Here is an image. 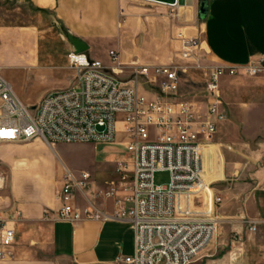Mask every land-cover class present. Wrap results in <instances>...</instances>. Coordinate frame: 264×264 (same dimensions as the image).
I'll list each match as a JSON object with an SVG mask.
<instances>
[{
  "label": "crops",
  "instance_id": "crops-1",
  "mask_svg": "<svg viewBox=\"0 0 264 264\" xmlns=\"http://www.w3.org/2000/svg\"><path fill=\"white\" fill-rule=\"evenodd\" d=\"M207 1V17L178 30L186 32V38L197 40L201 52L206 50L208 66L246 64L251 58L264 55V0ZM0 4H15L18 11L29 12L33 19L48 17L67 37L71 34L85 42L88 45L85 53L93 59H98L95 55L100 48H106L108 54L110 50L116 51L119 59L147 60L150 63L142 64L155 65L167 64L155 60L166 59L173 53L167 17L157 10L136 7L130 0H0ZM175 43L180 48L182 41ZM72 50L70 40L64 51L48 49L42 45L39 30L33 24L0 26V69L19 64L42 72L65 67L69 71L63 79L72 85L76 74L66 54ZM183 75L180 73V82ZM218 128L219 133L205 146L208 150L203 154L204 179L211 187L212 207L222 221L223 217H233L241 225L245 217L264 220V185L261 187L259 181L256 187L251 182L264 179V165L256 169L252 178L247 174L237 178L241 170L238 165L244 163L237 156L243 155L249 164L255 161L243 149L249 143L241 140L236 143L241 148L220 151L231 126L220 122ZM15 144L0 146V162H8L12 167L11 174L6 169L0 170L8 178L6 188L0 192V212L16 231L10 248L13 256L1 259L0 264H128L124 258L134 253L135 245L134 232L127 221L84 218L72 222L58 218L56 211L60 207L63 176L69 169L76 176L82 171L91 174L89 188L76 192V206L82 211L112 214L117 200L124 194L118 184L119 163H127L130 168L131 160L117 161L104 180L97 179L89 170L75 174L64 164L58 175L55 146L41 139L31 141L24 148ZM12 150L17 155H12ZM30 162L37 170L23 174L21 167ZM44 171H49L51 177ZM217 197L221 198L218 203ZM255 233L262 249L255 264H263L264 225Z\"/></svg>",
  "mask_w": 264,
  "mask_h": 264
},
{
  "label": "built area",
  "instance_id": "built-area-1",
  "mask_svg": "<svg viewBox=\"0 0 264 264\" xmlns=\"http://www.w3.org/2000/svg\"><path fill=\"white\" fill-rule=\"evenodd\" d=\"M182 60L191 58L198 42L179 34ZM114 63L108 67L85 52L72 50L68 57L75 70L72 86L49 93L37 104L24 103L0 69V146L41 139L57 143L111 142L124 136L132 160L130 168L120 162L118 182L123 191L112 214L82 211L76 192L89 188L91 174L79 176L65 170L56 216L62 220L121 219L134 232V253L128 264H189L215 236L219 218L211 204V187L204 179L203 153L216 135L218 122L227 118L220 93L225 76H264V55L246 64L218 65L206 79V104L180 101V73L188 68L172 64L131 62V81L123 71L118 53L109 51ZM141 79L158 87L152 97L139 92ZM132 82V83H130ZM158 171H168L167 186H157ZM7 176L0 172V192ZM207 198L210 200L207 202ZM217 197L215 202H220ZM49 214V211H46ZM251 233L264 220L244 218ZM14 226L0 212V260L13 256ZM264 264V261H263Z\"/></svg>",
  "mask_w": 264,
  "mask_h": 264
},
{
  "label": "rangeland",
  "instance_id": "rangeland-1",
  "mask_svg": "<svg viewBox=\"0 0 264 264\" xmlns=\"http://www.w3.org/2000/svg\"><path fill=\"white\" fill-rule=\"evenodd\" d=\"M203 0H194L190 16L183 14L185 11L181 6L161 5L146 0H130L136 7H142L150 11L157 10L167 17V27L169 29V44H173V53H169L166 59L155 60L158 63L181 65L187 67L186 73L180 82L178 99L180 101H201L203 104L206 96V79L211 66L207 64L206 50L196 49L190 59L182 60L178 54L182 50L176 48L175 41H181L180 33L187 37V33L178 30L180 27L197 24L201 22L199 16L200 4ZM18 23L33 24L39 30L41 43L50 50H65L69 45V40L64 32L48 17L31 18L29 12L18 11L16 5L0 4V26ZM71 52V51H70ZM70 52H66L67 58ZM100 61L108 67H113L106 48H100L96 55ZM123 65V71L119 73L121 79L131 81V62L150 63L147 60H119ZM154 61V60H151ZM69 70L65 67L54 68L42 72L35 67H24L22 64L5 66L1 68L4 76L13 84L21 100L28 103H39L41 99L49 93L69 88L68 82L64 81V74ZM139 92L152 95L158 93V87L146 79H141L138 85ZM152 93V94H150ZM220 93L224 102L227 118L223 121L228 122L231 128L227 132L228 139L221 145L220 151H233L241 148V140L247 141L248 146L243 147L249 155L255 159L253 164L247 163L246 157L237 156V160L243 164L236 175L237 178H244L247 174L252 178L256 169L264 165V76H225L220 82ZM201 99V100H200ZM219 128L217 127V130ZM218 132V131H217ZM216 132V134H217ZM219 133V132H218ZM216 136V135H215ZM31 142L16 143L15 146L24 148ZM55 146V172L60 174L62 164L68 166L75 174L81 170H89L94 177L100 180L107 178L113 171L114 164L119 160H132L127 152L124 143V136L119 134L111 142H73L57 143ZM206 153L208 150L204 148ZM231 151V152H232ZM238 152V151H237ZM17 151L12 150V155H17ZM21 153V152H20ZM238 154V153H237ZM249 164V165H248ZM0 170H5L11 174L12 167L8 162H0ZM246 168V169H245ZM245 169V170H244ZM247 169H250L247 171ZM24 173L35 172L33 163H27L21 167ZM46 176L51 177L49 171H44ZM8 180V178H7ZM171 180L170 172L158 171L155 174V184L157 186H167ZM264 185V179H252L251 182L257 187ZM220 220L217 232L210 244L200 252L189 264H255L262 253V249L257 243V234L248 230L244 222L238 225L233 217ZM249 218V217H245ZM244 219V218H243ZM241 226L244 227L241 229Z\"/></svg>",
  "mask_w": 264,
  "mask_h": 264
},
{
  "label": "water",
  "instance_id": "water-1",
  "mask_svg": "<svg viewBox=\"0 0 264 264\" xmlns=\"http://www.w3.org/2000/svg\"><path fill=\"white\" fill-rule=\"evenodd\" d=\"M154 3H159L163 5H169V6H193L194 0H146ZM208 14V1L203 0L200 4L199 9V16L201 19H205ZM68 39L73 44L74 50L76 52H86L88 50V45L79 40L78 38H75L73 35L68 34Z\"/></svg>",
  "mask_w": 264,
  "mask_h": 264
},
{
  "label": "bare ground",
  "instance_id": "bare-ground-1",
  "mask_svg": "<svg viewBox=\"0 0 264 264\" xmlns=\"http://www.w3.org/2000/svg\"><path fill=\"white\" fill-rule=\"evenodd\" d=\"M182 9H184L185 11L183 12V14L187 15L188 17L190 16V12L192 7L191 6H181ZM205 151V150H204ZM204 154V153H203ZM211 180V179H209Z\"/></svg>",
  "mask_w": 264,
  "mask_h": 264
}]
</instances>
